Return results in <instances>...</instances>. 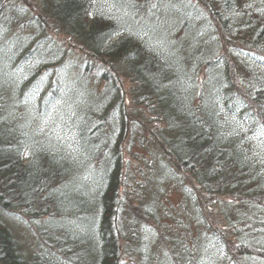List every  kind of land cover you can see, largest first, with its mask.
<instances>
[{
  "label": "trees",
  "instance_id": "1",
  "mask_svg": "<svg viewBox=\"0 0 264 264\" xmlns=\"http://www.w3.org/2000/svg\"><path fill=\"white\" fill-rule=\"evenodd\" d=\"M262 125L264 0H0V264H264Z\"/></svg>",
  "mask_w": 264,
  "mask_h": 264
},
{
  "label": "rangeland",
  "instance_id": "2",
  "mask_svg": "<svg viewBox=\"0 0 264 264\" xmlns=\"http://www.w3.org/2000/svg\"><path fill=\"white\" fill-rule=\"evenodd\" d=\"M11 220V219H9ZM8 219H4V221L6 222V224L9 225L10 228H13V234L16 235L15 237L17 238L18 242H19V247L22 248H27L31 246V243L34 242V240L31 238V236L29 237L28 235V226H26V228L23 226H19L17 224H13V226L11 225V223L9 222ZM30 229V228H29ZM31 232V231H30Z\"/></svg>",
  "mask_w": 264,
  "mask_h": 264
},
{
  "label": "snow or ice",
  "instance_id": "3",
  "mask_svg": "<svg viewBox=\"0 0 264 264\" xmlns=\"http://www.w3.org/2000/svg\"><path fill=\"white\" fill-rule=\"evenodd\" d=\"M111 7H115V5H110L109 10H111ZM242 127V126H241ZM260 136H264V125L261 126L260 131H259ZM264 148V146H262ZM27 155V153H25ZM264 163V161H262Z\"/></svg>",
  "mask_w": 264,
  "mask_h": 264
}]
</instances>
